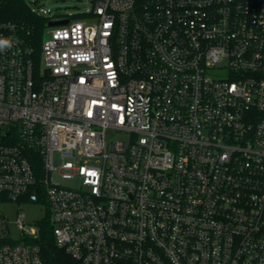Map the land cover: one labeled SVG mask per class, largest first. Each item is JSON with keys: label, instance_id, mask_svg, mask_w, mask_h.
I'll return each instance as SVG.
<instances>
[{"label": "built area", "instance_id": "2783aa9c", "mask_svg": "<svg viewBox=\"0 0 264 264\" xmlns=\"http://www.w3.org/2000/svg\"><path fill=\"white\" fill-rule=\"evenodd\" d=\"M62 20L39 55L0 23V203L46 204L75 264H264V0ZM5 229L0 264H48Z\"/></svg>", "mask_w": 264, "mask_h": 264}, {"label": "trees", "instance_id": "16d2710c", "mask_svg": "<svg viewBox=\"0 0 264 264\" xmlns=\"http://www.w3.org/2000/svg\"><path fill=\"white\" fill-rule=\"evenodd\" d=\"M0 23L15 25L21 37L39 55L44 40L46 18L36 14L24 0H0ZM38 227L40 236L35 243L41 247L44 260L48 264H75L68 253L57 246L48 210L47 215L39 221Z\"/></svg>", "mask_w": 264, "mask_h": 264}, {"label": "rangeland", "instance_id": "374dc122", "mask_svg": "<svg viewBox=\"0 0 264 264\" xmlns=\"http://www.w3.org/2000/svg\"><path fill=\"white\" fill-rule=\"evenodd\" d=\"M94 0H39V5L34 8L41 11V16L46 18V34L51 30L48 25L50 21L65 19L70 16L81 17V15L93 6ZM47 205L44 203L23 202H7L0 203V213L5 217H0V225H5L6 229L2 231V235L7 236L12 242H23L27 231L38 227L41 221L47 215ZM20 214L25 217L24 230L18 225Z\"/></svg>", "mask_w": 264, "mask_h": 264}, {"label": "water", "instance_id": "95a60500", "mask_svg": "<svg viewBox=\"0 0 264 264\" xmlns=\"http://www.w3.org/2000/svg\"><path fill=\"white\" fill-rule=\"evenodd\" d=\"M68 24V20H62V21H52L49 23V26H58V25H66Z\"/></svg>", "mask_w": 264, "mask_h": 264}]
</instances>
